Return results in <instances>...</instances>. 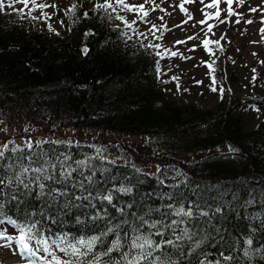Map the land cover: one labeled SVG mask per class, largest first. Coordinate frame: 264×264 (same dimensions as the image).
<instances>
[{
    "label": "trees",
    "instance_id": "1",
    "mask_svg": "<svg viewBox=\"0 0 264 264\" xmlns=\"http://www.w3.org/2000/svg\"><path fill=\"white\" fill-rule=\"evenodd\" d=\"M80 1L71 3L65 12L63 37H45L11 8L0 13V113L7 123L47 130L46 139L32 142L31 148L18 146L13 153V147H8L5 159L0 160V176L14 178L20 165L35 168L47 160L56 164L60 179L59 161L65 156L70 157L66 166L71 168H77L75 161L87 160L88 166L77 168L73 179L79 182L96 171V189L113 185L132 188L130 194L114 193L113 203L125 206L128 213L139 215L149 208L171 212L169 204L191 208L190 218L165 217L166 222L183 219L179 228L189 229L193 241H202L199 247L187 239L177 242L179 248L166 247L164 254L173 261L264 264V75L253 77L250 83L254 89L247 95H229L219 87L216 101L205 108L173 103L156 89L159 51L142 46L149 43L115 18L124 16L122 12L111 13L110 19L109 13L94 10L90 0ZM72 5L76 10L68 14ZM226 76L235 83L233 69H228ZM250 106L260 109L259 116L250 129H244L239 109ZM58 127L91 132V136L70 142L56 137ZM122 135L144 143L132 144V153L114 141ZM222 143L232 147L235 160L217 150ZM111 146L115 147L113 157L106 152ZM97 148L102 150L99 154ZM9 163L13 169L7 168ZM103 169L109 171L102 175ZM48 171L53 174L50 167ZM36 175L31 171L23 175L28 189L15 179L10 188L4 187L5 212L20 220L26 212L37 213L34 219L42 221V230L49 236L59 232L91 234L95 226L76 224L75 217L85 219L83 213L95 210H61L65 198L53 202L47 193L52 188L63 191L65 185L41 178L46 188L40 195L33 182ZM67 190L80 195L71 181ZM12 195L21 203L12 201ZM93 202L98 210L106 208L114 223L120 218L107 202ZM128 204L133 207L127 209ZM42 211L55 215L58 222L44 219ZM151 218L160 219L161 213L153 211ZM129 219L135 218L129 215ZM98 224L103 227L102 222ZM191 248L195 250L190 252ZM221 254L232 259L224 261Z\"/></svg>",
    "mask_w": 264,
    "mask_h": 264
},
{
    "label": "rangeland",
    "instance_id": "2",
    "mask_svg": "<svg viewBox=\"0 0 264 264\" xmlns=\"http://www.w3.org/2000/svg\"><path fill=\"white\" fill-rule=\"evenodd\" d=\"M90 1V5L103 2V0ZM38 2L55 4L56 7H48L43 10L48 13L50 19L42 18L32 21L27 18L28 24L44 32L45 37H63L65 35V12L71 3L81 1L38 0ZM127 2L137 5L145 4V0H127ZM211 2L212 0H204L203 3L200 0H193V2L154 0V3L145 4V10L149 11V16L143 21L138 18L139 13L118 9L128 22L135 21L132 28L142 41L160 45L159 48H155L161 53L156 89L162 91L163 97L173 103L185 102L205 108L216 101L219 87L224 88L226 93H230L229 95L237 97L247 95L254 89L250 83L253 77L264 75V32L261 31L264 29V0H243V3H240V0H233L231 5V9L235 13L233 15H229L227 3L221 2L218 5L219 17L215 15L217 9L206 7ZM181 3H183L186 12L180 10ZM156 5H159V8L152 11L151 9ZM14 7L20 9L24 6L18 3ZM252 8L257 11H250ZM26 13L27 9H25V19ZM206 13L211 14V18L207 19L206 24L198 23V21L205 20ZM32 15L39 17L41 11L37 9L33 11ZM160 17L163 19L161 20ZM249 20L253 22L247 23ZM221 21L224 22L221 23ZM49 24L55 31L49 30ZM208 24L213 25L211 32L207 29ZM153 25L157 27L153 28ZM149 29L155 32L154 36L149 32ZM139 33H144L147 38L140 36ZM189 37H193V39L190 40ZM205 40L218 41L219 43L218 45L210 43L208 47L211 52H209L203 46ZM178 41L184 43H178ZM172 52H176L177 55H171ZM228 69H233L235 72L236 80L233 84L226 76ZM213 88L216 90L213 91ZM259 110L252 106L239 109L244 129H250L257 122ZM15 116L19 117V115ZM0 118L7 123V120L2 117V113H0ZM30 127L29 124H17L12 121L4 124L0 119V149L4 144H8V147H17L46 139L45 131L47 130L45 127ZM55 134L56 137L70 142L81 141L91 136V132L63 127H58ZM115 138V142L119 141L125 149L133 151L132 153H135L132 144L144 143V140L137 137L122 135ZM114 149L113 146L106 149L109 157H113ZM217 150L225 152L227 159L235 160L234 155L230 153L232 151L230 145L222 143ZM149 168L153 170L154 166L150 164ZM7 227L9 234L15 232L12 231L11 226ZM44 254L43 252L39 253V255ZM29 259L19 253L14 254L10 248L0 247V264H28ZM34 264H40V261L37 260Z\"/></svg>",
    "mask_w": 264,
    "mask_h": 264
},
{
    "label": "snow or ice",
    "instance_id": "3",
    "mask_svg": "<svg viewBox=\"0 0 264 264\" xmlns=\"http://www.w3.org/2000/svg\"><path fill=\"white\" fill-rule=\"evenodd\" d=\"M184 2H193V0H184ZM201 3L204 0H200ZM227 3L229 15H233L231 5L233 0H212L211 3H208L206 7L217 9L215 15L219 17L220 11L218 5L221 3ZM21 3L23 8L16 9L14 5ZM154 3V0H145V4ZM240 3H243V0H240ZM31 4V7H29ZM145 4H129L127 0H103L102 3H95L93 5L94 10L103 11L109 13V18H113L111 13H115L118 9H123L128 12L139 13V19L145 20L149 16V11L145 10ZM48 7L55 8L56 5L46 4L43 2H38V0H0V13H3L6 8H11L13 12H16L22 18L25 17V9H27L26 18L32 21H38L40 19H50L47 12L43 10ZM181 11L186 9L183 6V3L179 5ZM159 8V5H156L155 8L151 9L155 11ZM39 9L41 11V16H33V11ZM76 10V5H72L68 10V14L74 13ZM250 11H257V9L252 8ZM85 17L88 16V12L83 13ZM205 20L198 21L200 24H206L207 19L211 18V14H205ZM116 19L125 22V25L128 29H132V25L135 21L131 23L125 21L124 16H116ZM162 20L163 17H160ZM191 19V16H189ZM224 21H221L223 23ZM239 22V21H237ZM253 21L249 20L247 23H252ZM61 23H63L61 21ZM49 30L55 31L52 28L51 24L48 25ZM119 27V26H117ZM156 25H153V28H156ZM213 25L208 24L207 29L209 32L212 31ZM264 32V29H261ZM149 32L154 36L155 32H152L149 29ZM58 34V33H57ZM127 33H125L126 35ZM140 36L147 38L144 33H139ZM159 38V37H158ZM131 39V37H129ZM193 39V37H189ZM178 43H184L183 41H178ZM210 43H216L218 41H203V46L209 52L211 49L208 47ZM145 47H155L159 48V44L153 45L149 42L148 45H142ZM86 52L87 49H84ZM161 55V53H157ZM171 55H177L176 52H172ZM209 67H211L209 65ZM173 79H176L173 77ZM213 91L216 89L213 88ZM31 143L28 144V147L31 148ZM5 150H8V144H4L3 148L0 149V160L5 159ZM19 150L18 146L13 147L10 151L15 153ZM231 150V149H230ZM102 150L97 148L96 152L99 154ZM104 159V157H100ZM31 160V157H28ZM70 157L65 156L63 160L59 161L60 171L59 177L56 176V164H52L50 161H45L40 167L31 168L29 166L20 165V172L11 176H0V247H6L12 249L13 253H19L23 256H27L30 259L28 264H34L35 261H40V264H179V261H173L168 255L164 254V249L166 247L179 248L177 242L183 241L185 239L193 241L192 234L187 228H179V225L184 223L183 219L177 220L172 219L169 222L165 221V217L168 215H175L177 217H192L193 212L191 208L187 210L181 206L174 208L173 205H167L168 209H171V212H161L160 209H147L142 214L137 215L135 212L128 213L125 210V206L117 207L114 200V193L130 194L132 188L125 187L123 185L116 187L113 185L111 188H106L103 190L96 189L95 185L98 183L95 180L96 171H92L91 175L84 176L83 172L80 173L81 176H84V179L76 182L73 179V173L77 171V168L88 166L87 160H78L75 161L77 168H71L66 166V162ZM115 163V161H112ZM3 165H0L2 168ZM14 165L9 163L7 165L8 169H13ZM49 167L52 169L53 174H49ZM36 173L35 182L40 191V195H44L46 184L41 182V178L44 181H53L54 183L64 184V190L61 191L58 188L49 189L47 195L55 202L57 198H65L63 204L61 205V210H71L72 208H90L95 210L93 214L83 213L86 217L82 219L80 215L75 217V223L79 225H93L94 230L90 229L91 234L85 235L74 234L71 232H59L54 236H49L44 230H42L43 225L42 221L39 219H34L37 215L35 212H26L24 213V219L20 220L13 218L12 215H9L5 212V202L3 197L4 187H11L13 184V179L22 185L25 189L29 188V184L24 183L22 179L23 175L28 172ZM109 171L108 169L101 170V174ZM139 171V170H138ZM71 181L73 189H79L80 195H76L75 191L69 193L67 190V183ZM87 181V186L85 185ZM106 183V182H105ZM92 189V190H90ZM95 191V194L93 192ZM12 201H16L18 204L21 203L19 197L16 195L11 196ZM74 201H86V204L83 203H74ZM93 201H99L101 203L107 202L108 205H111L112 208L120 214V218L114 223L113 218L108 214L107 209L103 211L97 209L96 203ZM132 204L126 205L127 209H131ZM153 211L161 213L160 219H152L151 214ZM219 211V209H217ZM40 215L46 220H51L52 223H57V218L55 215H48L45 212H41ZM129 215L133 216L135 219L130 220ZM201 215H206V213H201ZM98 222L103 223V227H100ZM11 226L15 229L13 234L8 233V227ZM179 229V232H178ZM167 233L171 235L168 236ZM153 237H159V239H154ZM202 241H193L195 247H199ZM247 244H251V240L246 241ZM15 245V247H13ZM55 246V247H53ZM194 248H191L189 251H194ZM160 252V255L155 253ZM45 253L46 255H39V253ZM57 252L62 253L63 255H58ZM116 253L117 255H113ZM248 252L245 250V255ZM223 256V254H221ZM107 257V259H105ZM231 256H223L224 261H230ZM196 264H208L206 260H198ZM215 264H220V261H216Z\"/></svg>",
    "mask_w": 264,
    "mask_h": 264
}]
</instances>
